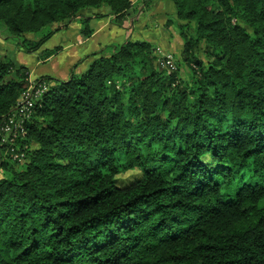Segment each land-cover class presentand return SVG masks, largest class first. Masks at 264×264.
I'll use <instances>...</instances> for the list:
<instances>
[{"label":"trees","instance_id":"1","mask_svg":"<svg viewBox=\"0 0 264 264\" xmlns=\"http://www.w3.org/2000/svg\"><path fill=\"white\" fill-rule=\"evenodd\" d=\"M168 1L186 78L147 41L109 46L83 74L35 81L48 89L14 143L1 129L34 82L0 58V264H264V0ZM133 9L0 0V37L43 63L69 25L87 40Z\"/></svg>","mask_w":264,"mask_h":264},{"label":"rangeland","instance_id":"2","mask_svg":"<svg viewBox=\"0 0 264 264\" xmlns=\"http://www.w3.org/2000/svg\"><path fill=\"white\" fill-rule=\"evenodd\" d=\"M152 1V0H151ZM148 5V6H147ZM146 7H150V4H147ZM141 7L139 5L138 8H136V10L133 12V14L130 16V18L128 19V22H126L125 24L123 23V27L115 24V26L113 28V31H107L108 34L110 35V39H114L112 45L110 46H120L121 44H123L124 42H126L128 39L135 41V39H141L140 41H144L143 37L146 33L140 31V35L139 33L136 35L131 36V32L129 31V22L130 20L134 19V17L136 18L137 14L140 13ZM101 13L106 14V11L102 10L100 11ZM108 18V17H107ZM173 20L175 19L174 17H172ZM105 19V18H104ZM109 19V18H108ZM143 19H150V15H146ZM170 19V18H169ZM158 22L154 23L152 26V22L150 23V28L153 27L155 32L158 33L160 29L163 28L162 23L163 20L159 19L157 20ZM168 21V20H167ZM71 25H69L66 29L56 33L43 47L42 50H52L54 48L57 47H61L62 50L60 51V53L53 57L54 59L49 60L47 62H41L39 61L38 55L37 53L35 54H27L25 52H23L19 46H17V44L12 41V40H3L1 39L0 43H2L3 45L0 46V58H9L10 60H12L17 66H24L26 68L29 69L30 72V76L32 78H30L31 82L36 81V79L42 78V77H46V76H50L55 75L58 77H61L65 80H68L71 75L74 74H83L85 73L88 68L79 66L77 68L76 65H81L79 64V60H83L87 55H89V51L91 50H86L85 48H83V45L79 43L78 38L76 37V34L74 32V28L75 27H71L69 29ZM55 28L57 26H54ZM152 28V29H153ZM166 29H169L171 33V36L178 38L179 37V33H178V28L176 26V24H174L172 27L167 28V26H165ZM69 29V30H67ZM140 30V29H138ZM151 32V31H149ZM148 32V33H149ZM80 35V34H79ZM142 35V36H141ZM81 40H85L82 39L81 36H79ZM175 38V39H176ZM146 39V38H144ZM137 40V41H139ZM97 42V41H96ZM95 42V43H96ZM78 43V44H77ZM183 44V43H182ZM73 45V46H72ZM65 47L63 49V47ZM155 46V45H154ZM109 47V46H108ZM173 47L175 48L174 51H167L166 49H164L163 46H157L156 45V53L159 54V59L162 61V58L166 57V56H171L172 58L175 59L176 63L179 62L180 63V75L182 78H186V75L190 73L189 67L187 65H185L183 63V58H182V50H183V45L177 43V41H173ZM81 50H83L84 52L81 53ZM107 52L109 53V48L106 47L105 49ZM87 51V52H86ZM89 67V66H88ZM138 172H128L122 176L119 177V184L120 185H131L132 183H134L137 178H138ZM1 177V175H0Z\"/></svg>","mask_w":264,"mask_h":264},{"label":"crops","instance_id":"3","mask_svg":"<svg viewBox=\"0 0 264 264\" xmlns=\"http://www.w3.org/2000/svg\"><path fill=\"white\" fill-rule=\"evenodd\" d=\"M145 1L146 0H133V3H134V9L133 10H136V8H138L139 5H140L141 9L139 11L140 13L137 14L136 18L134 17V19L130 20V22H129V25H130L129 31L131 32L132 38L134 35H136V32H137V34L139 33V35H140V31H142V32L146 33L144 35L146 37H143V40L155 45V47H156V45L157 46L160 45V46H163L164 49H166L167 51H174L175 50V48L173 47V41L174 40L177 41V43L183 45L182 44L183 41H182V38L180 37V35L178 38H176V36L173 37V36H171V33H169L170 30L165 28L167 20H169L170 17H175L176 12H175V8H174L173 4L168 0H152L149 3H145ZM147 4H150V7H146ZM146 15H150V19H143ZM128 19L129 18H127V20L124 22V24L126 22H128ZM159 19L163 20V23H162L163 28L160 29L158 33H156L154 28L153 27L150 28L149 25L152 22V26H153V24L158 22L157 20H159ZM71 27H75L74 32L76 34V37L78 38V41L80 40L79 43L83 45V48H85L86 50L91 49L89 51V55H87L83 60H79V64H81V63L82 64L76 65V66H77V68L79 66L88 68V66L92 63V61L95 60V57H90V56L102 51L106 47L113 44L111 42H113L114 39H110V35L108 34L107 31L112 32L113 28L117 27V26H115V24H113V21L110 18L109 19L105 18V19H100V20H93L92 21V28L94 30L93 35L90 39H87L84 41L81 40L79 37L80 36L79 34L81 32V25L78 22H75V23L71 24L69 29ZM121 27H123V25ZM69 29H67V30H69ZM138 29H140V30H138ZM149 31H151V32H149ZM144 38H146V39H144ZM1 39L2 38L0 37V41H1ZM137 40H139V39H135V41H137ZM2 45L3 44L0 43V46H2ZM64 48L65 47H63V49ZM82 52H84V51L81 50V53ZM52 59H54V58H51L50 60H52ZM53 74L48 76V77H51V78H54L57 80H65V79L58 77V76H55ZM30 78H32V77L30 76Z\"/></svg>","mask_w":264,"mask_h":264},{"label":"built area","instance_id":"4","mask_svg":"<svg viewBox=\"0 0 264 264\" xmlns=\"http://www.w3.org/2000/svg\"><path fill=\"white\" fill-rule=\"evenodd\" d=\"M166 66L171 70H176L175 59L171 56L164 57ZM36 83V82H35ZM33 83V87L27 92L18 105V107L8 116L4 125L2 126V132L5 136V140L8 138L11 142H15L19 137L26 135L25 124L32 117L33 99L40 96L48 89L47 83ZM13 158L21 160L24 158V153L18 152V149H12Z\"/></svg>","mask_w":264,"mask_h":264}]
</instances>
